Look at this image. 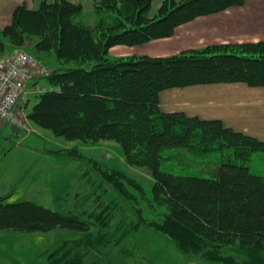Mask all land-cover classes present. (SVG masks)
Here are the masks:
<instances>
[{"label":"trees","instance_id":"obj_1","mask_svg":"<svg viewBox=\"0 0 264 264\" xmlns=\"http://www.w3.org/2000/svg\"><path fill=\"white\" fill-rule=\"evenodd\" d=\"M245 1L164 0L153 13L152 0H97V18L85 23L76 20L83 11L80 3L55 0L38 10L19 7L12 23L0 29V51L31 45L32 51L53 56L50 73L41 80L59 88L36 95L29 120L56 136L119 143L130 164L152 173L154 202L189 224L209 244L214 260L231 251L264 257V174L249 165L255 153H264V140L221 119L165 113L160 94L207 83L264 86V41L211 44L167 57L112 58L110 50L170 37L184 23ZM169 149L229 158L207 174L176 173L164 169ZM226 149L232 153L225 155ZM94 224L35 201L6 203L0 197L2 229L81 233L52 248L46 264H131L133 252L117 255L108 249L125 237L127 220L103 222L100 231ZM224 255L225 264H253L250 256L240 262Z\"/></svg>","mask_w":264,"mask_h":264},{"label":"rangeland","instance_id":"obj_2","mask_svg":"<svg viewBox=\"0 0 264 264\" xmlns=\"http://www.w3.org/2000/svg\"><path fill=\"white\" fill-rule=\"evenodd\" d=\"M30 46H10L0 54L15 49L29 51L50 69L53 56L32 51ZM128 48L138 55L149 51L145 45ZM110 55L117 57L111 52ZM43 84L45 88L40 84L43 90L59 88L45 79ZM34 95L24 104L26 114L38 100ZM2 122L0 197L6 203L35 201L63 214L80 215L96 223L93 227L98 231L104 227L103 222L125 218L129 224L125 237L112 242L108 249L117 255L133 252L128 258L131 264H225L224 254L240 262L250 256L253 264H264V257L256 253L231 251L221 253L218 260L210 258L209 244L189 224L180 222L169 209L154 202L152 173L130 164L116 141L56 136L51 130L33 124L28 117L21 128ZM229 153L232 150L226 149L225 155ZM165 154L164 169L184 174H207L218 162L229 158L215 156L217 152L198 156L181 149H169ZM249 165L254 173L264 174V153H255ZM80 234L65 228L49 232L0 228V264H46L52 248Z\"/></svg>","mask_w":264,"mask_h":264},{"label":"crops","instance_id":"obj_3","mask_svg":"<svg viewBox=\"0 0 264 264\" xmlns=\"http://www.w3.org/2000/svg\"><path fill=\"white\" fill-rule=\"evenodd\" d=\"M54 1L0 0V29L12 23L19 7L38 10L44 2ZM69 1L82 5L83 11L76 16L77 21L93 23L97 18V0ZM163 1L152 0L153 13ZM257 41H264V0H246L241 6L197 17L180 25L170 37L140 45L149 50L141 55L167 57L211 44ZM128 47L117 45L110 52L117 57L138 55ZM43 83L44 79L40 84L45 88ZM160 101L165 113L183 111L204 119H221L228 127L264 140V86H250L244 82L195 84L164 90Z\"/></svg>","mask_w":264,"mask_h":264},{"label":"built area","instance_id":"obj_4","mask_svg":"<svg viewBox=\"0 0 264 264\" xmlns=\"http://www.w3.org/2000/svg\"><path fill=\"white\" fill-rule=\"evenodd\" d=\"M49 69L22 49L0 54V120L13 127L26 125L25 102L41 91L39 81Z\"/></svg>","mask_w":264,"mask_h":264}]
</instances>
